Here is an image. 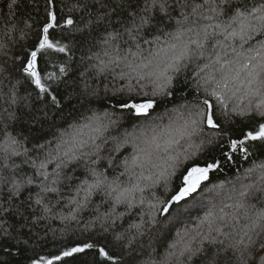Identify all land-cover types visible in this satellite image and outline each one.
<instances>
[{
    "label": "snow or ice",
    "instance_id": "1",
    "mask_svg": "<svg viewBox=\"0 0 264 264\" xmlns=\"http://www.w3.org/2000/svg\"><path fill=\"white\" fill-rule=\"evenodd\" d=\"M18 2L5 0L12 17ZM0 19V98L8 105L0 117V235L15 241L20 254L33 253L26 264H67L78 257L79 264H133L137 257L125 260L126 249L143 252V264H264V254L255 255L264 253V159H253L258 151L264 154V0H45L39 27L29 20L20 27L2 10ZM19 39L29 40L22 52L15 51ZM92 41L103 45V57H87L97 61L89 67L97 75L120 68L126 83L105 85L112 107L103 114L92 111L35 145L44 154L39 163L31 161L35 175H19L23 170L12 158L33 151L9 132L17 119L9 109L31 95L20 96V87L33 86L37 99L53 106L73 94L99 95L87 69L69 83V63L59 55L70 56ZM121 44L131 58L120 55ZM54 57L58 72L40 67L42 61L54 65ZM15 73L22 79H14ZM181 83L190 89L182 97L186 103L173 109L168 124L105 135L124 116L148 121L162 103L175 101ZM53 84H63L66 94ZM108 140L112 149L103 157ZM129 144L133 152L120 161L123 170L109 179L120 159L113 153ZM82 159L89 163L74 194L66 202L63 196L48 199L46 194L61 193L64 170ZM240 159L252 161L245 175L256 179L232 183L231 203L217 207L213 201L230 182L206 184ZM125 175L126 184L120 179ZM34 184L39 190L33 196L27 186ZM23 191L29 196L17 203ZM98 193L103 195L95 203ZM201 207L207 208L204 215L191 219ZM132 214L136 219L121 231L118 221ZM17 218L18 225L12 223ZM54 221L61 226L52 227ZM49 233L55 250L44 251ZM85 234V240L63 243Z\"/></svg>",
    "mask_w": 264,
    "mask_h": 264
},
{
    "label": "trees",
    "instance_id": "2",
    "mask_svg": "<svg viewBox=\"0 0 264 264\" xmlns=\"http://www.w3.org/2000/svg\"><path fill=\"white\" fill-rule=\"evenodd\" d=\"M44 6H45V0H19L17 6H16V14L15 17H12L9 14V9L6 6L5 0H0V10L3 11V13L7 16V19L9 21H16L19 23L20 27H23V23L25 20H29L34 24V27H39L40 24L44 20ZM4 21L3 19H0V27H2ZM29 39H34V37H30ZM97 39H99V36L97 35ZM29 40L28 39H19L18 44L15 46L16 52H22L24 49L28 47ZM127 45L121 44V52L120 55H128L130 57V53L126 51ZM93 53H96L103 57V45L97 43L96 41H92L89 43H85L83 45L77 46L74 50V54L67 56L66 54H59V55H65L66 56V62L69 63V70H68V81L69 83L72 80H79L81 79L80 74L84 72L87 69L88 76L86 79L88 80V83L90 84L91 88H99L100 94L97 96L92 95H77L73 94L71 99H65L63 102L58 106L51 105L49 100L44 99H37L36 90L33 86L28 85L26 82L22 84L20 87V96H25L28 93H31L28 102L25 103L24 101H21L19 105L13 106L11 110H14L17 114V119L15 121H11V126L9 127V132H11L13 135H16L19 140L23 143L24 147L28 149H32V153L29 155H24L23 153L18 157H13L12 160L15 162L16 166L19 169H22V173H18L19 175H28V176H34L35 175V169L32 166L31 161L36 160L37 163H39V159H43V153H40L35 150V145L37 144H43L47 140H51L53 136H58L63 130L69 129V126L78 123L83 122L82 118L88 115H91L92 111H96L100 114H103L105 109H110L112 107L111 102L109 101L108 97L104 95V87L107 85L109 88H112L113 86L119 87L120 84L126 83V81H121L119 79V72L120 68H116L114 71L112 69H109L108 72L102 73L97 75L96 70L89 67L90 63H97L95 59L89 61L87 57L91 56ZM11 56V53H10ZM8 59V64L6 65L11 70V60ZM56 59V63L53 64H45L43 61L40 64V67L44 69L45 71L52 72L57 71L59 67V59ZM191 69L189 70V72ZM115 77V79H114ZM20 78L22 79V76L20 73L14 74V79ZM189 83L191 84L192 81L190 80ZM4 86H8V81H4ZM53 87H58L61 94H66V89L63 84L56 85L53 84ZM179 89L176 92V98L175 101L172 103H162L156 112L152 114V116L149 118L148 121L143 120H137L130 116H124L123 118H119L118 125L116 127L110 128L109 132L106 133V136H114L119 134H123L125 130L128 132H135L141 128H149L154 124H158L160 126L166 125L169 123V117L172 116L173 109L177 108L181 105H184L186 103L185 99L182 97L185 96L186 92L190 89L185 88L183 83L179 85ZM79 92V89H77ZM193 95L195 93L193 92ZM188 100H191L192 97L188 96ZM8 108V105L4 102L3 98H0V117H6L7 113L5 112V109ZM59 109V110H58ZM118 114L113 116V119H117ZM2 139V137H0ZM127 151H124L121 149L119 152L113 153L114 156H119V161H117V167L112 169L109 172V179H112L113 177L117 176L123 169L119 166L120 161L123 159L129 157L132 152L133 148L132 146L126 145ZM112 149V142L111 140H108L105 142L104 146L101 149V156L107 157L109 152H111ZM123 153V155H121ZM39 158V159H38ZM253 159H264V154L261 152H257L256 156L253 157ZM76 164L75 168H72L71 165L69 168H66L64 172L67 174L68 179L62 181L61 187V193L60 194H54L49 193L46 194L47 198L55 202L58 199H61V196L66 198L69 195L74 194L73 189L77 183H79L80 179L84 178V174L86 173V165H88V160L82 159L80 161L73 162ZM252 161H244L243 159L238 160L237 162H229L228 164H225L223 170L212 177H210V181L207 182L206 187H211L212 184H218L220 181H229L230 183L226 186L225 189L221 190L220 195L216 196V199L213 201V203L217 207L223 206L224 203H231L227 199V196L231 189V184L235 183L237 187H239L240 183H251L253 180L256 179V176L248 177L245 175V171L251 166ZM54 165L49 166V172H51ZM99 168L103 169L106 167V160L98 165ZM71 169V170H69ZM9 171H13L12 169H9ZM139 171V170H137ZM42 179L41 177H37V180ZM121 181H123L125 184L128 182L129 177L127 175L120 178ZM29 189L32 190V194L34 196L35 192L38 191L37 185H28ZM4 192H7V189H4ZM102 193H98L93 196V201L95 203H100V196H102ZM199 195V194H197ZM205 195H209V193L205 192ZM211 195H216L215 193ZM29 196L28 191H23L22 195L17 199V203L20 201L27 200ZM7 199V196L4 197ZM253 203H258L257 201H252ZM205 204L208 203V201L204 202ZM121 211H123V206L120 208ZM207 211V208L201 207L199 211L193 209L192 217L191 219H195L196 217L203 216L204 213ZM37 215H39V206H37ZM87 218V217H85ZM136 219V215L132 214L127 220L124 221H118L119 224L122 225V228L120 229L123 231L127 228L128 223H130L132 220ZM19 218H17L15 221H12V223L17 224L20 223ZM52 227H60L59 221L52 222ZM25 234L28 233V228H24L22 230ZM41 235H43V232H41ZM59 233H57V236ZM88 238V235L85 234L83 236L77 235L73 237V240H65L63 243L68 244L72 243L74 240H85ZM94 239L96 237H93ZM147 239V237H145ZM49 244L47 247H45L44 251H53L55 250L52 247V238L51 233L48 235ZM15 244V241L10 240L8 238L3 237L0 235V264H26V257L31 256L33 253L31 251H26L23 255L20 254L18 251L19 245L13 246ZM62 245H57V247ZM39 252V249L37 250ZM119 251V249H117ZM40 254H43L41 252ZM264 254L260 251H257L255 255L258 257L259 255ZM130 256H135L137 259L133 262V264H143V261L146 260L148 257L144 255L143 252L135 251L130 252L127 249L124 250V259L127 260ZM91 258V257H89ZM80 258L67 259V264H79Z\"/></svg>",
    "mask_w": 264,
    "mask_h": 264
}]
</instances>
